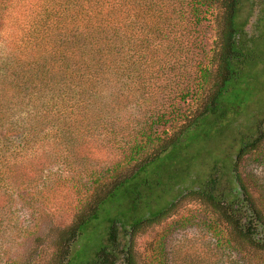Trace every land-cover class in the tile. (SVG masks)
Here are the masks:
<instances>
[{"label": "trees", "instance_id": "1", "mask_svg": "<svg viewBox=\"0 0 264 264\" xmlns=\"http://www.w3.org/2000/svg\"><path fill=\"white\" fill-rule=\"evenodd\" d=\"M239 1L30 0L18 10L0 0V215L16 213L11 203L28 196L56 200L60 186L75 187L85 201L58 229L53 264H69L104 203L229 102L244 62ZM215 11L219 32L209 65H197L186 81L188 14L197 24ZM189 100L187 110L178 108ZM263 140L259 128L237 158ZM237 179L240 191L228 201L214 175L193 192L231 226L236 243L264 252V215ZM151 220L132 222L126 244L111 225L94 264H135L130 242Z\"/></svg>", "mask_w": 264, "mask_h": 264}, {"label": "rangeland", "instance_id": "2", "mask_svg": "<svg viewBox=\"0 0 264 264\" xmlns=\"http://www.w3.org/2000/svg\"><path fill=\"white\" fill-rule=\"evenodd\" d=\"M12 1L13 9L31 5L30 0ZM192 14H188L190 32L185 30L186 37L181 39L188 43L186 81L197 65H209V49L219 32L217 11L209 20L200 16L197 24ZM235 24L244 62L231 84L229 102L202 129L104 203L97 217L83 228L69 264H94L96 251L107 244L111 225L126 244L125 229L150 217L130 242L135 264H264V252L254 251L243 240L236 243L231 226L193 192L214 175L217 191L228 201L240 191L238 176L264 215V140L257 150L237 158L241 145L250 142L259 128L264 131V0H240ZM7 25V19L1 20L2 31ZM204 93L202 89L200 94ZM192 102H180L178 108L187 110ZM75 191V187L60 186L52 202L33 201L28 196L11 203L16 213L0 215V264H53L58 229L68 225L85 202Z\"/></svg>", "mask_w": 264, "mask_h": 264}]
</instances>
